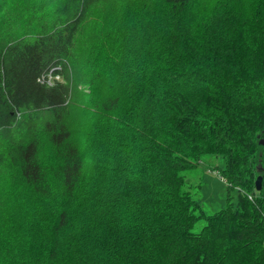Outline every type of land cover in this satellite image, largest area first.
I'll use <instances>...</instances> for the list:
<instances>
[{"label":"trees","instance_id":"1","mask_svg":"<svg viewBox=\"0 0 264 264\" xmlns=\"http://www.w3.org/2000/svg\"><path fill=\"white\" fill-rule=\"evenodd\" d=\"M0 264H264V0H0Z\"/></svg>","mask_w":264,"mask_h":264},{"label":"rangeland","instance_id":"2","mask_svg":"<svg viewBox=\"0 0 264 264\" xmlns=\"http://www.w3.org/2000/svg\"><path fill=\"white\" fill-rule=\"evenodd\" d=\"M215 165H223L222 157L205 155L197 166L183 171L193 198L207 214L226 207L228 199L236 202L238 194L237 189L229 187L220 176ZM205 222V219L199 220L193 229L199 231Z\"/></svg>","mask_w":264,"mask_h":264},{"label":"water","instance_id":"3","mask_svg":"<svg viewBox=\"0 0 264 264\" xmlns=\"http://www.w3.org/2000/svg\"><path fill=\"white\" fill-rule=\"evenodd\" d=\"M256 189L259 190L262 187V176L259 175L255 181Z\"/></svg>","mask_w":264,"mask_h":264},{"label":"built area","instance_id":"4","mask_svg":"<svg viewBox=\"0 0 264 264\" xmlns=\"http://www.w3.org/2000/svg\"><path fill=\"white\" fill-rule=\"evenodd\" d=\"M58 77V76H57ZM56 77V78H57ZM46 82H48L49 84H51L52 82H51V79H47V81Z\"/></svg>","mask_w":264,"mask_h":264}]
</instances>
